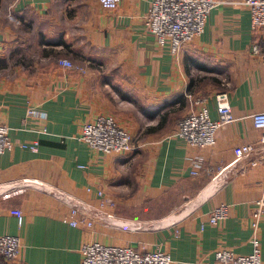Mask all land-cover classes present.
Listing matches in <instances>:
<instances>
[{
	"label": "crops",
	"instance_id": "1",
	"mask_svg": "<svg viewBox=\"0 0 264 264\" xmlns=\"http://www.w3.org/2000/svg\"><path fill=\"white\" fill-rule=\"evenodd\" d=\"M152 1L122 0L108 11L97 0H0V118L13 143L0 156V236L19 237L20 264H79L81 245L95 242L163 251L172 264H214L219 249L251 253L249 222L264 162L239 170L264 157V144L228 178L213 179L233 163L235 147L264 138L251 120L264 111V35L252 32L247 10L219 7L204 35L173 55L147 31ZM61 59L76 69L59 66ZM222 92L235 121L213 148L171 137L199 100L207 99L216 119ZM28 108L45 116L48 134L35 133L31 120L23 127ZM108 115L139 146L133 155H103L77 140L84 124ZM33 142L36 153L19 148ZM97 190L115 201L117 227L74 229L62 222L68 207L58 196L99 205ZM220 205L230 207L229 216L208 225ZM259 225L264 264V216Z\"/></svg>",
	"mask_w": 264,
	"mask_h": 264
},
{
	"label": "built area",
	"instance_id": "2",
	"mask_svg": "<svg viewBox=\"0 0 264 264\" xmlns=\"http://www.w3.org/2000/svg\"><path fill=\"white\" fill-rule=\"evenodd\" d=\"M103 10L115 11L122 0H97ZM230 6L247 10L250 16V27L255 34L264 35V0H153L150 4L145 25L149 34L161 48H168L173 55L184 53L186 46L195 39L202 37L210 17V13L219 8ZM259 45H253L252 53H259ZM264 66V53L261 56ZM58 65L74 70L66 59L58 61ZM82 72L83 70L80 69ZM215 112L217 118L212 119L206 107L207 99L197 101V110L182 118L176 125V130L171 136L178 138L189 147L200 150L213 148L216 144V136L225 127L235 121L231 111L228 95L225 92L216 94ZM45 116L28 108L25 112L23 127L28 121L37 122L35 133L48 134L45 127ZM253 127L264 133V111L255 113L251 117ZM77 140L83 143L91 151L109 156L133 155L140 148L134 144V140L127 130L118 124L114 116H100L92 123L84 124ZM9 129L0 118V156L11 152L13 143L9 139ZM264 144V138L256 144H245L235 147L233 163L218 172L214 179L216 182L228 178L234 165L249 160L255 153L258 145ZM38 143L19 145L21 150L38 151ZM264 162L263 158L250 161L246 167H240L239 172H245L247 168H255ZM198 172L192 170L191 177H196ZM25 182V181H24ZM27 183V182H26ZM90 193V189H86ZM260 195L253 204L250 216L251 237L249 239L252 251L248 255L238 256L229 249H219L214 252V264H263L261 257V241L259 239V222L264 216V184ZM99 205L67 197L58 196L59 201L68 207V215L62 222L74 229L94 230L96 226L111 229L117 227L114 210L116 208L113 198L105 196L102 190L95 192ZM228 205H220L210 212L208 225L217 226L225 221L230 214ZM18 226L22 224V215L15 212ZM201 231H203L201 229ZM21 241L18 236H0V264H20L22 252ZM79 264H172L169 255L163 251H141L131 247L106 246L99 242L81 245L79 250Z\"/></svg>",
	"mask_w": 264,
	"mask_h": 264
},
{
	"label": "trees",
	"instance_id": "3",
	"mask_svg": "<svg viewBox=\"0 0 264 264\" xmlns=\"http://www.w3.org/2000/svg\"><path fill=\"white\" fill-rule=\"evenodd\" d=\"M190 63L193 64L194 67H196L198 70L202 71V72H211L208 68H206L205 66H203L202 64L198 63L196 60H194L193 58H190L188 60ZM214 82L217 83L216 80H214Z\"/></svg>",
	"mask_w": 264,
	"mask_h": 264
},
{
	"label": "rangeland",
	"instance_id": "4",
	"mask_svg": "<svg viewBox=\"0 0 264 264\" xmlns=\"http://www.w3.org/2000/svg\"><path fill=\"white\" fill-rule=\"evenodd\" d=\"M3 7L0 5V10L2 9ZM9 14H8V12H7V14H6V17L8 16ZM204 75V74H203ZM207 75H205L204 77H206ZM203 77V76H202ZM206 78H209L208 76L206 77ZM208 80V79H207ZM210 83V79L208 80V81H206L205 82V85L206 84H209ZM220 91H222V89L220 90ZM207 96V95H206ZM134 144L136 145V143L134 142Z\"/></svg>",
	"mask_w": 264,
	"mask_h": 264
},
{
	"label": "bare ground",
	"instance_id": "5",
	"mask_svg": "<svg viewBox=\"0 0 264 264\" xmlns=\"http://www.w3.org/2000/svg\"><path fill=\"white\" fill-rule=\"evenodd\" d=\"M22 184V183H21ZM217 184V183H216ZM57 196V195H56Z\"/></svg>",
	"mask_w": 264,
	"mask_h": 264
}]
</instances>
